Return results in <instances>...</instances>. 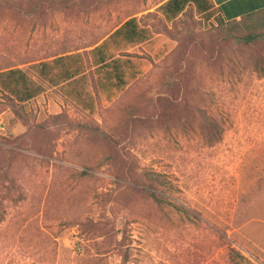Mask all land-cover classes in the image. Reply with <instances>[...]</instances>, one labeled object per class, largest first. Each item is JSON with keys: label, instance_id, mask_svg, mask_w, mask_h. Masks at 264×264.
<instances>
[{"label": "rangeland", "instance_id": "1", "mask_svg": "<svg viewBox=\"0 0 264 264\" xmlns=\"http://www.w3.org/2000/svg\"><path fill=\"white\" fill-rule=\"evenodd\" d=\"M164 1L0 6V71L44 88L0 94V264H264V39L218 9L166 19ZM131 17L151 41L114 100L81 108L39 77L65 54L85 68Z\"/></svg>", "mask_w": 264, "mask_h": 264}, {"label": "crops", "instance_id": "2", "mask_svg": "<svg viewBox=\"0 0 264 264\" xmlns=\"http://www.w3.org/2000/svg\"><path fill=\"white\" fill-rule=\"evenodd\" d=\"M213 2L225 20H238L247 14L264 9V0H213ZM158 7L156 8L157 10ZM130 19H134V23L125 29L123 35L110 40L109 37L113 32ZM140 29L145 30V28H141L138 25L136 17L125 20L102 41L87 51L89 65H87L86 61L85 68L83 66L84 56H80L79 53L60 55L44 61L47 66L43 69V79L50 86L49 89H57L67 100L81 108H84V106L88 109H91L93 106L97 108L100 103H108L114 100L115 97L113 96L122 94L143 73L144 66L142 67V62L137 57L136 49L140 50L151 39H146L148 37L146 30L142 39L139 33ZM134 33L136 35L133 36ZM104 41H109L106 50L116 54L117 57L124 54L123 58L130 61L128 67L124 66L120 74L121 79L125 82L132 79L123 89L119 88L122 85L121 83L117 84L116 75L107 78L102 70L100 71V77H97L95 73V69L97 68L96 61L99 58V54L91 55L88 53ZM84 69L86 70L84 71ZM116 71L117 69L113 68V72ZM92 81L97 90L90 93L87 88H93Z\"/></svg>", "mask_w": 264, "mask_h": 264}, {"label": "trees", "instance_id": "3", "mask_svg": "<svg viewBox=\"0 0 264 264\" xmlns=\"http://www.w3.org/2000/svg\"><path fill=\"white\" fill-rule=\"evenodd\" d=\"M3 4L5 5L4 0H0V6ZM189 4L194 5L196 7V10L200 14L207 15L208 17H211L214 14L215 10L217 9L214 5L213 0H165L159 5L158 12H160L166 19H174L179 14H181L182 11L185 9V7ZM36 7L39 8L42 6L41 4H37ZM25 13L30 14L28 10H26ZM221 18L225 20L222 17V15ZM240 19L241 20L239 22L244 20L243 24L246 25L251 32H255L253 33L254 36L249 37V39L241 38V41L243 43L249 44L252 41H254V39L256 38L264 39V32L256 33L258 29L264 26V9L247 14ZM231 21H237V20H231ZM133 23H134V19L128 20L120 28L114 31L113 34L109 37V39L111 40L115 37H121L125 29ZM144 32L146 31L143 29L139 30L141 37L143 36ZM134 35H136V33H134L133 36ZM146 39L148 40L150 38L146 37ZM108 43L109 41H104L88 54L91 55L96 53L99 54V58L96 61L97 68L95 69V73L97 77H100L101 70L103 71L104 75L107 78L116 75L117 84L119 85L121 83L122 86L119 88L123 89L132 80V79L129 81L127 80V82H125L120 77V74L122 73V68L124 66L128 67L130 61L123 58L124 54H121L120 56L117 57L116 54L106 50ZM45 66H47V64L41 62L39 66L40 69L38 70V75L42 79L44 77L43 69ZM113 68L117 69V71L113 72ZM43 91H44L43 86L37 84V82L32 77L28 76L24 71L20 69L13 68V69H8L6 71H0V94L3 93V95H5V97L11 101L17 100L19 102H27L29 100H32L39 94H41ZM113 97L116 98L117 96H113ZM158 177H160V175L149 176L148 179L150 181H157ZM149 195L157 203L161 202L162 198L158 196L154 191H150Z\"/></svg>", "mask_w": 264, "mask_h": 264}]
</instances>
